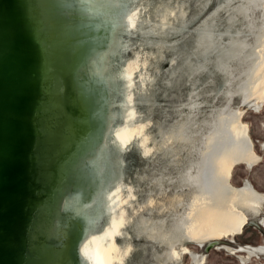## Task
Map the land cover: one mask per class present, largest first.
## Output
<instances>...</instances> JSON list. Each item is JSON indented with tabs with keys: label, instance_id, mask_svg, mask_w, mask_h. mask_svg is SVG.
<instances>
[{
	"label": "water",
	"instance_id": "1",
	"mask_svg": "<svg viewBox=\"0 0 264 264\" xmlns=\"http://www.w3.org/2000/svg\"><path fill=\"white\" fill-rule=\"evenodd\" d=\"M113 224L123 264H264V0H0V264Z\"/></svg>",
	"mask_w": 264,
	"mask_h": 264
},
{
	"label": "clouds",
	"instance_id": "2",
	"mask_svg": "<svg viewBox=\"0 0 264 264\" xmlns=\"http://www.w3.org/2000/svg\"><path fill=\"white\" fill-rule=\"evenodd\" d=\"M144 129L140 130V134H143ZM123 140L124 137L122 136ZM147 139V138H145ZM121 225L113 224L111 230H107L103 235L95 237L88 243L83 245L80 249L81 256L89 261V264H123L122 259H114L113 254L119 253V248L116 244V237L120 235L118 229ZM107 247H105V242ZM131 249H127L126 252H130Z\"/></svg>",
	"mask_w": 264,
	"mask_h": 264
}]
</instances>
